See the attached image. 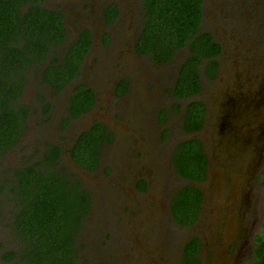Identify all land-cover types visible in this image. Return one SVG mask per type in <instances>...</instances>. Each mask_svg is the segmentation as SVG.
I'll list each match as a JSON object with an SVG mask.
<instances>
[{"label":"rangeland","instance_id":"374dc122","mask_svg":"<svg viewBox=\"0 0 264 264\" xmlns=\"http://www.w3.org/2000/svg\"><path fill=\"white\" fill-rule=\"evenodd\" d=\"M112 1L120 3L121 16L109 28L104 10ZM256 3L262 9L252 10L257 13L253 15L247 7ZM45 6L66 14L69 35L62 53L85 27L93 32V49L85 59L82 75L58 97L31 79L23 96L32 109L28 129L0 168L36 160L49 142L61 146L62 164L81 177L93 203L77 242L78 264H182L184 247L195 236L202 239L203 264H253L259 239L264 237V52L258 57L260 61L251 64L254 57L245 61L242 47L251 35L264 41V0L206 1L204 29L213 31L225 45L219 76L214 82L205 80L201 95L208 105L206 124L216 123L224 137L220 153L216 152L219 145L211 148L214 142L206 127L195 134L186 133L183 113L173 109L176 99L168 89L188 50L164 66L135 51L142 28L139 0H45ZM106 31L112 33L109 46L103 44ZM126 75L131 78V92L116 105L112 90ZM81 83L98 92L97 111L71 121L64 131L62 120L68 113L72 90ZM39 92L46 93L53 104L50 118L42 112ZM161 110L167 111L166 124L161 121ZM98 117L109 123L116 138L105 148L99 171L91 173L76 164L70 152L80 133ZM166 128L170 132L164 138ZM191 137L203 140L214 160L212 169L215 162L223 161L232 167L224 173V184L202 186L206 193L202 218L194 228H183L172 217L170 203L178 187L192 181L180 177L173 157L180 142ZM106 168L111 171L106 172ZM126 173L130 179L124 181ZM140 178L147 180L144 192L134 190ZM171 186L175 189L170 197ZM141 200H146L147 208L140 206ZM2 202L5 199L0 197V264H24ZM248 202L253 212L248 215V207L238 212L234 206L240 203L242 208ZM9 251L15 252L14 260H7Z\"/></svg>","mask_w":264,"mask_h":264},{"label":"trees","instance_id":"16d2710c","mask_svg":"<svg viewBox=\"0 0 264 264\" xmlns=\"http://www.w3.org/2000/svg\"><path fill=\"white\" fill-rule=\"evenodd\" d=\"M143 25L136 50L158 65L170 63L181 51L189 55L182 63L176 84L171 90L177 98L200 91L199 67L205 59L206 70L215 77L221 53L211 34L202 32L204 0H140ZM118 6L107 10L113 23ZM64 13L45 6V0H0V164L16 148L28 129L32 109L23 101L31 79L60 96L82 73L89 54L92 34L83 30L62 53L68 39ZM122 81L117 93L127 92ZM41 109L49 118L53 104L46 93L39 92ZM95 104V94L86 84L72 90L65 129L72 119L88 113ZM179 107V104H176ZM203 102L188 105L184 130L199 131L204 126ZM114 135L100 121L82 132L70 152L75 163L96 172L106 144ZM173 164L180 177L201 182L207 178L208 154L203 142L195 137L182 141L175 151ZM0 197L10 216V227L19 242V258L24 264H78V240L84 221L91 213L89 191L78 174L62 164V148L49 142L36 160L13 168H0ZM203 203L201 189L187 184L176 194L172 213L182 226L199 217ZM83 246V245H82ZM199 238L190 240L184 249L182 264H203ZM7 260H14L9 251ZM253 264H264V237L259 239Z\"/></svg>","mask_w":264,"mask_h":264},{"label":"flooded vegetation","instance_id":"af4514ba","mask_svg":"<svg viewBox=\"0 0 264 264\" xmlns=\"http://www.w3.org/2000/svg\"><path fill=\"white\" fill-rule=\"evenodd\" d=\"M140 1V0H139ZM206 1L207 0H204V6H203V23H202V29H201V31L202 32H207V33H209V34H211V36H212V38H213V40L215 41V42H217L219 45H220V47H221V53H220V55H219V57H217V60H218V69H217V73H216V75H215V77H211L210 76V74H209V72L206 70V63H207V61L204 59L203 61H202V63H201V65H200V67H199V72H200V79H201V88H200V91L198 92V93H196L195 95H192V96H189V97H186V98H177L176 96H175V94H174V92H172L171 90L173 89V87H174V85L176 84V82H177V79H178V77H179V74H180V69H181V65H182V63L187 59V57L182 61V63H181V65H180V68H179V71H178V75H177V78H176V80H175V82H174V84H173V86L170 88V89H168V91L170 92V93H172V95L175 97V99H176V102H175V104H174V106H173V109H174V112L175 113H177V114H180V113H183V129H184V117H185V113H186V110H187V108H188V105L190 104V103H192V102H194V101H199V102H203V104H204V107H205V116H204V126L202 127V129H200L199 131H196V132H194V133H189V134H195V133H198V132H200L201 130H203L204 129V127H206L207 129H208V131H209V133H210V141H213L214 142V145L212 146L211 144H210V146H211V148H214V146L216 145H219L220 146V148L217 150L216 149V152H219L220 153V151H221V149H223L221 146L223 145V140H224V137H223V134H222V132H221V129H220V126H217V124L215 123V125H214V123L210 126V125H208V124H206L207 123V119H208V105H207V101H205L204 99H202L201 98V95H202V93L204 92V87H205V80H209V81H211V82H214L217 78H218V76H219V73H220V70H221V58L224 56V53H225V45H224V43L215 35V33L213 32V31H211V30H209V29H204V24H206V20H207V13H206ZM112 4H116L117 6H118V13H117V16L115 17V20H114V22L113 23H109V20H108V16H107V10H108V8H109V6L110 5H112ZM141 6H142V3H141ZM47 7V6H46ZM248 8V11L251 13V14H253V15H257V13L256 12H253L252 10H258V8H260V10L262 9V6H259L257 3L255 4V5H251V6H249V7H247ZM52 9V8H51ZM55 10H59V11H62L63 13H64V20H65V12L62 10V9H55ZM141 15H142V12H141ZM120 16H121V5H120V3L118 2V1H112V2H109L107 5H106V7H105V10H104V19H105V23H106V25L109 27V28H111V27H113L117 22H118V20H119V18H120ZM251 21H253V20H251ZM254 22V21H253ZM65 24H66V20H65ZM142 25H143V18H142ZM250 25H251V23H250ZM66 27H67V24H66ZM250 28H251V26H250ZM85 29H89L90 30V32H91V34H92V44H91V48H90V51H89V54L91 53V51H92V49H93V45H94V41H95V38H94V35H93V32H92V30L89 28V27H85V28H83L79 33H78V36H79V34L83 31V30H85ZM142 29V28H141ZM67 31H68V27H67ZM140 32H141V30H140ZM68 33H69V31H68ZM140 34V33H139ZM78 36H77V38H78ZM138 37H139V35L137 36V38H136V42H135V51L137 52V50H136V44H137V39H138ZM111 41H112V33L111 32H109V31H106L105 33H104V35H103V44L105 45V46H109L110 44H111ZM246 44H243V47H242V54H244V60L245 61H248V59L249 58H252V57H254V58H252L251 60H250V63L251 64H253V62L254 61H256V62H258V61H260V59H258V57H262V53L264 52V50L262 49L263 48V45L262 44H264V41L263 40H257V39H255L254 38V36L253 35H251L250 37H249V39L247 40V42H245ZM187 50V49H186ZM183 51H185V50H183ZM251 51H254V52H251ZM182 52V51H181ZM189 52V51H188ZM138 53V52H137ZM89 54H88V56H89ZM139 54V53H138ZM140 55V54H139ZM87 56V57H88ZM143 56V55H142ZM256 56V57H255ZM146 57V56H145ZM176 58V57H175ZM156 64V63H155ZM158 65V64H157ZM166 65V64H165ZM164 66V65H163ZM82 71H83V69H82ZM82 75V74H81ZM122 81H126V82H128V88H127V92L124 94V95H120V94H118L117 93V87H118V85L122 82ZM117 84H116V86H115V88H113V90H112V93H114V96H115V104L116 105H119V103H121L122 101L121 100H123L124 98H126V96L131 92L130 91V88H131V78L129 77V76H124L123 78H121L118 82H116ZM86 85H88L90 88H92L91 87V85H89L88 83H86ZM92 90L94 91V94H95V104H94V106H93V108L88 112V113H86V114H84V115H82V116H85V115H90V114H92V113H94L95 114V112L97 111V107H98V105H99V100H100V96H99V94H98V92L94 89V88H92ZM58 97V96H57ZM139 98H140V100L141 101H143V96L142 95H139ZM121 101V102H120ZM176 104H179V107L176 105ZM69 107V106H68ZM66 116H69L68 115V113H67V115ZM82 116H80V117H82ZM79 117V118H80ZM219 116H217V118H218ZM76 119H78V118H76ZM73 120H75V119H72L71 121H73ZM63 121V120H62ZM96 121H100V122H103V123H105L107 126H108V129H109V131L110 132H112L113 133V135H114V140L113 141H115V138H116V133H115V131L112 129V127L109 125V123H107L106 121H104L101 117H98V118H96V119H94V121H93V123H92V125L89 127V128H87L86 130H84V131H87V130H89L94 124H95V122ZM161 121L163 122V124H166V122H167V111L166 110H161ZM70 125V124H69ZM69 125H68V127H69ZM208 126V127H207ZM217 126V127H216ZM216 127V128H215ZM63 130H64V128H63ZM67 130V127L65 128V130L64 131H66ZM84 131H82V132H84ZM185 131V130H184ZM227 131V130H226ZM232 131L233 130H231V133H232ZM81 132V133H82ZM169 129H165L164 130V134H163V136H164V138H167L168 137V135H169ZM186 133H188L187 131H185ZM80 133V134H81ZM79 137V136H78ZM195 138H198V139H200L202 142H203V140L201 139V138H199V137H195ZM78 139V138H77ZM76 139V140H77ZM186 140V139H185ZM183 141V140H182ZM76 142V141H75ZM110 143H112V142H110ZM110 143H108V144H106V146H105V148H107V146L108 145H110ZM181 143V142H180ZM57 144V143H56ZM203 144H204V142H203ZM74 145H75V143H74ZM204 146H205V144H204ZM73 148H74V146H73ZM73 148H72V150H73ZM205 149H206V147H205ZM71 150V151H72ZM105 152V149H104V151H103V153ZM206 152H207V149H206ZM103 153H102V156H103ZM207 154H208V169H207V178L205 179V180H203V181H201V182H197V181H192L191 183H187V184H193V185H196L199 189H201V191H202V195H203V203H202V207H201V211H200V214H199V217L197 218V220L194 222V223H192L191 225H189V226H183V228H194L196 225H197V223L200 221V219L202 218V212H203V210H204V207H205V202H206V193H205V189H203V187L202 186H204V187H208V188H210L209 186L210 185H213V184H224V181H227L226 180V177H225V172H227L228 170H227V168H231L232 166L231 165H228L226 162H222V163H217V162H215V164H216V166H214L213 167V169L211 168V163H212V161H213V163H214V160H212L211 159V155H209V153L207 152ZM101 159H102V157H101ZM73 160V159H72ZM212 160V161H211ZM77 164V163H76ZM100 165H101V161H100ZM80 166V165H79ZM234 166H240V165H234ZM125 169H127V170H129L130 171V169L129 168H126V167H124ZM99 169H100V167H99ZM99 169L96 171V172H98L99 171ZM85 170V169H84ZM237 170H239V171H243L242 170V168L241 167H237ZM87 171V170H86ZM105 171L106 172H110L111 171V169L110 168H106L105 169ZM119 171L120 172H122L120 169H119ZM90 172V171H89ZM248 172H251V171H248ZM91 173H94V172H91ZM125 175V177H123V179H125L124 181H127V180H129L130 178L128 177V174L126 173V174H124ZM238 175H239V173H238ZM241 175V174H240ZM127 176V177H126ZM80 177V176H79ZM238 178H241L240 176L238 177ZM80 179H81V177H80ZM139 181L140 182H138L137 181V185L135 186V188H134V190H137L138 192H144V191H146V186L148 185L147 184V180L145 179V178H140L139 179ZM81 182H82V180H81ZM187 184H185V185H187ZM82 185L84 186V184H83V182H82ZM185 185H180L179 187H178V189L174 192V194H173V196H172V199H171V203H170V210H171V214H172V217L174 218V216H173V213H172V203H173V200H174V198H175V196H176V194H177V192L183 187V186H185ZM85 187V186H84ZM215 187V186H214ZM118 189V188H117ZM174 189H175V187H174ZM174 189H172V186L170 187V190H171V192H169V196L171 197V193L174 191ZM88 190V189H87ZM89 191V190H88ZM89 193H90V191H89ZM91 195V194H90ZM125 198H123V200H124ZM128 200H131V199H128ZM91 201H92V198H91ZM124 201H126V199L124 200ZM132 202V201H131ZM224 203H225V200H224ZM140 206L141 207H143V208H147V206H148V204H147V202H146V200H141L140 201ZM240 203H237V205H234L235 207H237L238 208V212L240 211V210H243V208L245 207L246 209H247V207H248V210L246 211V212H248L246 215H248L249 213H253V212H251L250 211V209H251V203L250 202H248V204L246 205H244L242 208L240 207V205H239ZM92 207H93V203H92ZM91 210H92V208H91ZM89 216H90V214H89ZM89 216H88V218H89ZM243 216V215H242ZM88 218H86L85 219V221H84V226H83V229H84V227H85V223L87 222V220H88ZM131 219V218H130ZM175 219V218H174ZM128 221H129V219H128ZM177 222V221H176ZM179 224V223H178ZM180 225V224H179ZM180 226H182V225H180ZM83 229H82V231H83ZM82 231H81V233H82ZM81 235V234H80ZM194 238H199L200 239V241H201V245H202V239L199 237V236H195V237H193V238H191V240L192 239H194ZM190 241V240H189ZM188 241V242H189ZM187 242V243H188ZM187 243H186V245H187ZM185 245V246H186ZM184 249H185V247H184ZM201 254V253H200ZM183 256H184V253H183Z\"/></svg>","mask_w":264,"mask_h":264}]
</instances>
